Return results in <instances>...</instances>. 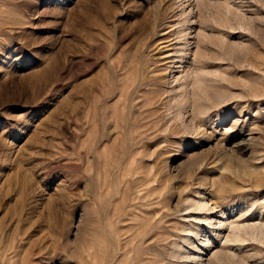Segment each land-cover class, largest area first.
Listing matches in <instances>:
<instances>
[{
	"label": "rangeland",
	"instance_id": "374dc122",
	"mask_svg": "<svg viewBox=\"0 0 264 264\" xmlns=\"http://www.w3.org/2000/svg\"><path fill=\"white\" fill-rule=\"evenodd\" d=\"M0 264H264V0H0Z\"/></svg>",
	"mask_w": 264,
	"mask_h": 264
},
{
	"label": "bare ground",
	"instance_id": "6f19581e",
	"mask_svg": "<svg viewBox=\"0 0 264 264\" xmlns=\"http://www.w3.org/2000/svg\"><path fill=\"white\" fill-rule=\"evenodd\" d=\"M196 207L199 210H206L205 209V205L202 204V202L197 203ZM223 218L224 217L222 215V219ZM218 226H219L218 229H222L224 231V228H223L225 226L224 221H220L218 223ZM244 228H245V226H243V225L239 226L238 224L237 225L230 224L229 227H228L229 232L226 235H224L225 243L226 244H228V243L229 244H238V243L241 244L242 242H244V239H243V237H244V233H243ZM247 228L250 230L251 235H254V236L258 235L259 236V235L262 234V228L263 227L261 225L258 226L257 224H247ZM231 247H233V246H231ZM229 250L231 251V250H233V248L232 249L230 248Z\"/></svg>",
	"mask_w": 264,
	"mask_h": 264
}]
</instances>
